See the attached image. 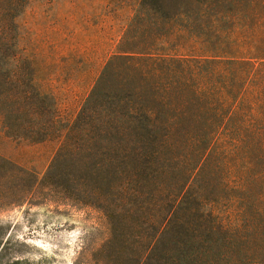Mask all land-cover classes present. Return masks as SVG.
<instances>
[{"label": "rangeland", "instance_id": "374dc122", "mask_svg": "<svg viewBox=\"0 0 264 264\" xmlns=\"http://www.w3.org/2000/svg\"><path fill=\"white\" fill-rule=\"evenodd\" d=\"M15 1L0 0V264H145L159 250L163 197L187 184L182 171L196 158L186 143L157 145V170L146 181L131 163L115 173V156L130 160L138 150L110 136V98L95 103V86L119 50L159 42L188 52L186 36L207 38L214 18L195 8L137 18L141 0H25L16 13ZM174 30L186 36L172 40ZM112 78L100 91H110ZM249 157L261 167L260 155ZM206 181L199 177L195 189L204 193ZM223 181L217 173L219 209L230 203ZM256 219L264 228V215ZM236 239L206 249L208 264H264V239Z\"/></svg>", "mask_w": 264, "mask_h": 264}, {"label": "trees", "instance_id": "16d2710c", "mask_svg": "<svg viewBox=\"0 0 264 264\" xmlns=\"http://www.w3.org/2000/svg\"><path fill=\"white\" fill-rule=\"evenodd\" d=\"M17 2L9 10L21 12L25 0ZM192 8L214 18L217 25L210 24L207 38L180 30L167 34L176 41L190 38L193 50L170 52L159 42L119 50L103 68L101 86H95V103L100 94L110 98V136L130 138L138 150L130 160L115 156L114 172L131 163L137 168L133 176L146 181L157 170L162 153L157 145L186 143V155L196 158V165L182 171L186 179L190 173L187 184L163 197L159 250L145 264H208L213 256L205 255L206 249L212 252L227 238L264 239L256 221L264 215V195L258 192L264 186V0H141L136 17L165 20ZM12 19L3 21V28L13 25ZM110 73V91H100ZM99 114L95 111V120ZM255 153L261 167H252L249 156ZM217 173L230 199L225 209H219L213 185ZM202 176L209 181L204 193L194 187Z\"/></svg>", "mask_w": 264, "mask_h": 264}]
</instances>
